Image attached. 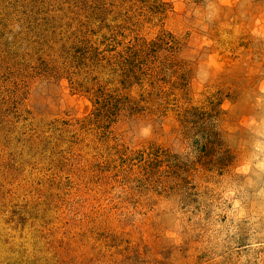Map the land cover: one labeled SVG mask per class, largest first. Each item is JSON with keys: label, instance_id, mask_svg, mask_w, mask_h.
I'll use <instances>...</instances> for the list:
<instances>
[{"label": "rangeland", "instance_id": "rangeland-1", "mask_svg": "<svg viewBox=\"0 0 264 264\" xmlns=\"http://www.w3.org/2000/svg\"><path fill=\"white\" fill-rule=\"evenodd\" d=\"M0 264H264V0H0Z\"/></svg>", "mask_w": 264, "mask_h": 264}]
</instances>
